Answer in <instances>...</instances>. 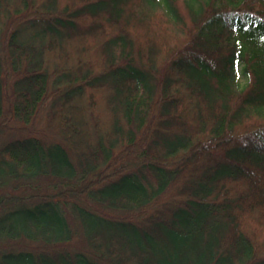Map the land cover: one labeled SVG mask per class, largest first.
<instances>
[{"label": "trees", "instance_id": "16d2710c", "mask_svg": "<svg viewBox=\"0 0 264 264\" xmlns=\"http://www.w3.org/2000/svg\"><path fill=\"white\" fill-rule=\"evenodd\" d=\"M0 264H264V0H0Z\"/></svg>", "mask_w": 264, "mask_h": 264}]
</instances>
